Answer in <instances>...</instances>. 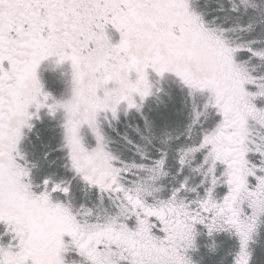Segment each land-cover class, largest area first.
Instances as JSON below:
<instances>
[{"label": "snow or ice", "instance_id": "snow-or-ice-1", "mask_svg": "<svg viewBox=\"0 0 264 264\" xmlns=\"http://www.w3.org/2000/svg\"><path fill=\"white\" fill-rule=\"evenodd\" d=\"M0 264H264V0H0Z\"/></svg>", "mask_w": 264, "mask_h": 264}]
</instances>
